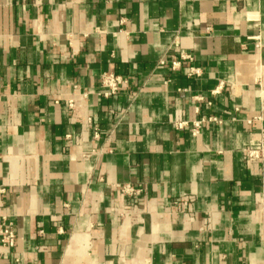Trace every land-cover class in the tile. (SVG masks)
I'll return each instance as SVG.
<instances>
[{
    "label": "crops",
    "instance_id": "crops-1",
    "mask_svg": "<svg viewBox=\"0 0 264 264\" xmlns=\"http://www.w3.org/2000/svg\"><path fill=\"white\" fill-rule=\"evenodd\" d=\"M263 132L264 0H0V264H264Z\"/></svg>",
    "mask_w": 264,
    "mask_h": 264
},
{
    "label": "built area",
    "instance_id": "built-area-1",
    "mask_svg": "<svg viewBox=\"0 0 264 264\" xmlns=\"http://www.w3.org/2000/svg\"><path fill=\"white\" fill-rule=\"evenodd\" d=\"M169 48H173L172 46ZM192 56H190L187 53H179L177 57H174L170 62L169 66L171 70H175L180 67L182 63H191ZM160 65L165 64V61L162 59L159 61ZM200 73L199 69L189 67L188 68V75L189 76H198ZM100 86L103 89V91L100 93L103 98H109L111 96H114L119 93V91L126 86V80L116 74H113L111 72H106L101 75L100 78ZM218 90V89H217ZM216 90L213 92L215 93ZM210 105V103H207ZM69 107L72 109L73 105L69 104ZM260 120V118H257ZM208 122H216L217 120L215 118H209L207 120ZM203 121H197L192 124L191 128V134L193 136L197 135L198 129L202 125ZM246 157L248 160L251 162H259L264 158V132L261 133L260 139L255 147H248L244 150ZM122 192L131 195V196H136L138 192L134 191L132 188L129 186H125L122 188ZM192 201L193 198L191 197H185V198H180V199H175L171 202H169L164 209L166 211H173V212H178L182 215L183 220L186 223H193L194 222V212L192 210ZM15 242V235L13 231L11 230V226H3L0 225V243L12 247Z\"/></svg>",
    "mask_w": 264,
    "mask_h": 264
}]
</instances>
